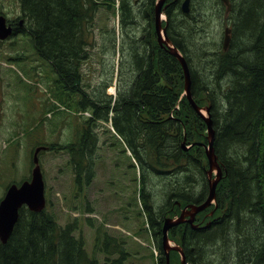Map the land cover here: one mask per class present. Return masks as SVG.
I'll use <instances>...</instances> for the list:
<instances>
[{"label": "trees", "instance_id": "trees-1", "mask_svg": "<svg viewBox=\"0 0 264 264\" xmlns=\"http://www.w3.org/2000/svg\"><path fill=\"white\" fill-rule=\"evenodd\" d=\"M169 1L171 4L165 9L167 20L162 24L168 23L167 35L184 54L190 67L189 62L192 58L190 51L185 50L183 45L185 39L187 49L190 46L195 57L205 59L201 55L205 45L200 33L193 31L198 23L192 18L201 19L203 28L208 27L214 12L210 10L209 4H194V12L190 18L191 11L189 9L186 12L181 9V0H166ZM17 2L27 25V30L22 31L19 36H28L35 53L40 58L50 59L57 71L68 75L71 74V59L75 55V83L79 82L77 66L85 58L87 47L91 44V27L98 8L96 0H17ZM230 2L231 11L239 5L240 13L232 28L227 48L222 46L220 53L215 49L211 54H205L210 71L202 83L198 80L199 77L201 79L203 77L198 75L195 67L192 69L190 67L191 91L195 102L199 106L210 105L214 150L222 168V176L216 186L217 205L212 203L196 213L194 224L197 226L190 222L188 224L181 222L173 225V228L170 227L171 230L173 229L172 232L168 231L169 238L182 246L184 254L192 249V252H189L190 257L185 255L186 259L190 258L192 264H201L202 252L205 251L206 244H211L219 238L224 240L225 236L230 235V231L238 236L236 239H231L233 242L226 239L225 251L230 253L228 247L235 246L237 251L230 255L237 257L240 264H243L241 261L246 263L247 257L253 252L252 244L239 236L243 232L251 233V230L259 235L264 230V0H230ZM145 3L148 4L146 9H152L150 17L148 15L150 28L143 29L141 48L133 43L134 37L130 39L134 45L133 61L128 66L127 76L130 75L133 81L115 100L112 107L115 114L111 118V125L129 148L134 159L139 158L138 161L151 167L152 172L163 178H169L167 190L163 200L158 202V206H153L151 193L143 188L139 196L143 202L152 239L161 252L158 232L160 237L162 232L156 223L160 221L163 224L166 217L179 215L181 207L188 203L201 204L208 195L209 163L203 144L207 143L208 139L206 122L183 94L184 74L180 61L157 40L153 12L155 0ZM174 5H177L178 11L175 8L172 14ZM121 8H124V5ZM0 13L3 14L1 10ZM233 43L236 47L232 46ZM153 58L157 60L153 61ZM59 96H56L57 100H61ZM85 98L82 96L79 103L75 102V111L86 108L83 106L87 101ZM108 102L110 103L109 99L94 101L90 107L94 117L88 116L86 120L80 121V127L85 130L83 139L89 135L87 132L89 124L98 117L106 118L110 106ZM140 106L142 109L139 108ZM188 113L192 114L188 115ZM183 140L190 145L188 148L183 147ZM94 143L95 140L92 138V143L85 144L86 146L82 148L83 142L80 150L75 149V142L46 146H50V149H54L55 145L57 149H67L71 156L74 179L77 180V176H84L87 184L93 177L87 157ZM236 150L240 151L239 155ZM77 154L80 156L78 163ZM84 160L85 162H82ZM140 179L142 181V176ZM198 188L200 191L197 190ZM174 202L175 211L172 209ZM176 202H180V206ZM244 208L259 217L257 223L251 221L248 215L240 213L245 210ZM211 211L213 213L210 215ZM76 229L75 222L60 224L46 206L42 210L34 211L22 205L9 237L5 242L0 240V264H99L96 257L88 254L83 235L74 233ZM100 237L98 234L97 241L102 239L105 245L106 256L103 263L123 264L129 254L125 240L107 234L104 238L100 239ZM260 245L256 255L259 257L257 263L264 264V241ZM246 250H248L247 254H243ZM115 253L119 256L109 259L108 255ZM207 254L208 264H219L220 251ZM163 255L157 258L160 264H165ZM171 264H180L178 251L171 253Z\"/></svg>", "mask_w": 264, "mask_h": 264}, {"label": "rangeland", "instance_id": "rangeland-1", "mask_svg": "<svg viewBox=\"0 0 264 264\" xmlns=\"http://www.w3.org/2000/svg\"><path fill=\"white\" fill-rule=\"evenodd\" d=\"M123 1L126 2L124 10L121 8ZM138 1L107 0L106 4L99 3L91 27V44L87 47L89 58L80 62L82 64L79 73L83 78L82 80L78 79L79 82L75 83V91L78 89L75 102L79 103L82 96L86 97L87 101L83 105L86 108L75 111V126L72 128L64 127V122L58 116L52 119L51 117L46 118L47 115H53L49 112V100L53 95L51 92V95L49 94L51 88L49 78L53 68L35 53L30 38L18 35L0 42V200L11 183H20L30 178L34 165L32 156L36 146L66 145L75 142L76 132L81 128V122L86 120L90 113L93 116L90 109L93 102L97 99L110 100L106 118L95 117V121L87 127L90 138H86L87 141H84L82 148L86 146L85 144L92 143V138L95 140L94 145L90 148L92 151L89 152V157L95 155V168L93 169L94 176L90 182L82 184L80 190L77 189L75 183L70 162L71 156L67 149H57L55 145L54 149L49 148L38 152L47 201L46 208L54 214L60 224L76 223L77 229L74 233L83 235L88 254L96 257L99 264H104L106 256L104 240L101 239L105 234L125 240L126 250L129 254L123 264H160L157 259L159 250L156 242L152 239L143 202L139 196L143 188L146 192L151 193L153 206H158V202L163 200L165 190H167L166 185L169 183V178H163L152 172L151 167L138 161L139 158L133 159L129 153H126L125 156L121 155L122 169L116 168L117 174L115 175V169L112 165L109 167V164H113L111 159L114 155H107L106 147V142L110 141L108 138L110 133V137L113 139L119 141L118 138H120L111 125V118L115 114L112 107L115 100L129 88L133 81L129 77L130 75L127 76L128 66L133 61V43L141 48L143 29L150 28L148 15L152 9H146L148 4L145 3L149 0H140L139 3ZM194 4L210 5L209 8L213 10L214 16L210 18L208 27L203 28L201 19L192 18ZM176 6L172 7V14H174ZM0 10L7 18L20 19L22 17L17 0H0ZM142 11L144 13H140ZM190 11L189 17L198 23L193 31L200 33L205 45L201 54L205 59L195 57L190 46L187 49L186 39L183 45L185 50L190 51L191 69L195 67L198 75H203L202 79L199 77V81L202 83L210 71L205 54H211V51L215 49L219 50V53L221 52L224 28L226 25L231 27L230 34L232 33L235 21L239 17L240 6H236L231 11V2L228 10L227 4L223 0L218 2L191 0ZM132 37L135 40L133 43L130 40ZM232 46L236 47V44L233 43ZM152 60L157 59L153 58ZM112 85L116 87V93L109 91V87ZM61 100H57L58 105L65 104ZM98 104L100 105V102ZM67 121L69 124L71 118ZM96 129L98 130V140L95 136ZM236 152L239 155L240 151L236 150ZM112 170L114 176L110 177ZM140 176H142V181ZM115 177H117V183L111 182ZM122 179L123 181L119 184ZM197 190L200 191L199 188ZM240 213L248 215L251 221L258 222L259 217L253 215L251 211L245 209ZM231 218L233 223V217ZM236 225L235 223L234 229L237 228ZM98 234H100L101 240L97 241ZM263 235L264 230L259 235L251 230V233L243 232L239 237L251 242L252 250L254 248L257 250L264 241ZM237 236L235 232L230 231V235L225 236L224 240L218 239L211 244H206V249L202 252L201 264H208L207 253L210 251L221 252L219 264H240L237 257L231 256L234 251H237L235 246L228 247L230 253L225 251L226 239L233 242L231 239H236ZM247 252L248 250L243 254H247ZM108 256L111 259L118 257L119 254ZM164 259L165 264H171L166 255ZM180 261L182 262L181 257Z\"/></svg>", "mask_w": 264, "mask_h": 264}, {"label": "water", "instance_id": "water-1", "mask_svg": "<svg viewBox=\"0 0 264 264\" xmlns=\"http://www.w3.org/2000/svg\"><path fill=\"white\" fill-rule=\"evenodd\" d=\"M165 0H158L156 2V28L158 32V40L161 44L167 46L170 53L174 54L176 57L180 59L182 62L184 68H185V93L192 103L193 108L196 110V112L201 115L204 118V121L206 122L207 126V139L208 142L205 145V151L206 156L209 163V174H212V171L214 169L218 168L217 163V157L214 150V130L212 127V120L210 119V116L203 113L202 109L203 107H200L197 105L196 102L192 99L191 91H190V78H189V72L185 63L184 58L179 53L178 49L175 47V45L172 43V41L169 39L167 34L165 33V30L163 29V32H161V21L160 16L162 12V6L164 4ZM227 1V0H226ZM165 7V6H164ZM182 8L183 10L188 9V0H184L182 2ZM11 33V26L7 25L6 18L4 15L0 14V38H5ZM188 147V146H187ZM45 145L37 146L33 151V168L31 171V176L29 179L23 180L20 183H11L5 191L4 196L0 200V240L5 242L7 238L9 237L16 221L18 218V212L21 205L25 204L30 210L39 211L42 210L45 207L46 204V198L44 193V182L42 177V172L39 164V158H38V152L41 149H45ZM219 180V174L213 177V180H211V189H210V195L209 199L213 198L215 196V186ZM190 210L192 211V214H195V212L199 211L201 209L200 204H191L189 206ZM180 221L177 220V222ZM169 222V219L165 220V223L163 225V247L164 249H169L171 246L169 244V237H168V231L170 227L172 226ZM174 225V224H173ZM184 264V263H183Z\"/></svg>", "mask_w": 264, "mask_h": 264}, {"label": "flooded vegetation", "instance_id": "flooded-vegetation-1", "mask_svg": "<svg viewBox=\"0 0 264 264\" xmlns=\"http://www.w3.org/2000/svg\"><path fill=\"white\" fill-rule=\"evenodd\" d=\"M96 2L98 3V6H99V3L106 4L107 0H105V1L104 0H102V1L96 0ZM135 2H137V0H135ZM182 2H183V0H181L180 3L182 4ZM170 4H171V2L169 1L168 6L166 8H168ZM123 5H124V8H122V9L124 10L126 7V2L123 1L121 6H123ZM189 7H190V0H189ZM149 17H150V15H149ZM6 23H7V25L11 26V33L9 36H7L5 38H0V42H4L6 39L18 36L21 33H23L22 31L27 30V28H26L27 26H26L24 19L21 20V19H17V18L14 19V18H7L6 17ZM73 57L74 58L71 59L72 71H71V74H69V75H68V73L61 72L59 70L57 71L55 69L54 65L52 64V61L50 59H45V61L48 64H50V66H52V68H53V71H52L51 76L49 78V84L51 86V88L49 90V94L50 95H51V93L53 94L50 96V100H49V107H50L49 112L52 113L53 115H47L46 118L51 117V119H52L53 117L55 118L56 116H58L61 118V121L64 122V127H66V128H68V127L72 128L73 126H75V55ZM88 58H89V54L88 55L86 54L83 61H86ZM81 64L82 63H80L79 66H77V75H78V78L80 80H82V78H83V76L79 73V69H80ZM80 88L83 89V87H80ZM81 91H83V90H81ZM55 92H57V93H55ZM57 95H60L59 97L65 102V104L58 105V102L56 99ZM79 96L81 97V95H79ZM76 100H77V98H76ZM91 115L92 114L90 113L89 116H91ZM70 118H71V122L68 124L67 119L70 120ZM86 119H87V117H86ZM79 130H80L79 132L78 131L76 132V138H75V145H76L75 149H78V150H80V148L82 147V144L86 140V138H90V136H87L85 139H83V135H84L85 130L83 129V127L80 128ZM95 134H97L96 137L98 139V130L97 129L95 130ZM110 136H111V133L108 135V138L110 139V141L106 142L107 155H109V156L114 155V157H112V159H111L113 164H109V167L112 165V167L115 169V175H116L117 174L116 168L120 167L122 169V167H121V163H122L121 155L125 156L127 151H126V148L124 146L125 144L122 141V139L119 138V141H117L116 139H113ZM109 139H107V140H109ZM49 147L50 146H47V149ZM76 158H77V163H78L80 161L79 154H77ZM82 162H85V160ZM87 163H88V167L93 172V176H94V170L93 169L95 168V155H93V157L88 156L87 157ZM111 172L112 173H111L110 177H113L114 171L112 170ZM123 174H124V171H123ZM83 177L77 176V180H75V183H76L78 190L81 189L82 184H85V180ZM116 180H117V177H115L114 180L112 179L111 182L115 181L117 183ZM121 181H123V179L120 180L119 184L121 183ZM176 203L178 206H180V202H176ZM212 203L215 204L216 202H212ZM216 205H217V203H216ZM183 208L184 207H181V211ZM172 209L175 211V202L172 205ZM202 210H200V211H202ZM181 211H180V213H181ZM200 211H198L197 213H199ZM210 214H211V212H210ZM182 223L188 224L189 222H182ZM156 226H160L161 232H162V223L160 221L158 223H156ZM171 228H173V227H171ZM171 228L169 229V233L172 232V230H173V229L171 230ZM184 228H186V225L184 226ZM158 237L160 239L161 246H162V236L160 237L159 232H158ZM159 239H157V241ZM253 250H254V252L252 253V255H249L246 259L248 262L244 263L245 261H241V262H243V264H258L257 262L259 260V257H256V255L258 254V251L260 250V246H258L257 250H256V248H254ZM174 251L177 252V250H175V249H171L169 252L168 258L170 259V261H171V253H174ZM190 251L192 252V249H190ZM190 251L185 253V255L187 254L186 257H188ZM162 254H164L163 256L165 257L166 254H165L163 246H162L161 252L159 250L158 256L162 255ZM190 255H189V257H190ZM186 260L189 264H192V261L190 260V258L189 259L187 258ZM180 264H182L181 261H180Z\"/></svg>", "mask_w": 264, "mask_h": 264}, {"label": "bare ground", "instance_id": "bare-ground-1", "mask_svg": "<svg viewBox=\"0 0 264 264\" xmlns=\"http://www.w3.org/2000/svg\"><path fill=\"white\" fill-rule=\"evenodd\" d=\"M158 0H155V4H154V15H155V23H154V27H155V30H156V34H157V40H158V32H157V28H156V2H157ZM184 1V0H183ZM226 4H227V7H228V10H229V8H230V2H229V0H223ZM165 6V7H164ZM168 6V2H166V0L164 1V4H163V6H162V12H161V16H160V21H161V32H163V29L165 30V33L167 34V22L163 25L162 24V22L163 21H165V20H167V15H166V12H165V9H166V7ZM87 8V7H86ZM85 8V9H86ZM181 9L183 10V8H182V4H181ZM189 9H190V7H189V0H188V9L186 10V12L187 11H189ZM212 9V8H211ZM82 10V9H81ZM183 11H185V10H183ZM21 20L22 19H24V17H21L20 18ZM194 20V19H193ZM199 21H201V20H199ZM194 23V22H193ZM192 24V23H191ZM202 26V25H201ZM194 27V26H193ZM202 28V27H201ZM230 32H231V27H229V26H225V28H224V37H223V47L226 49L227 48V46H228V44H229V41H230V38H231V34H230ZM168 36V35H167ZM222 37V36H221ZM171 41H172V43L175 45V47L178 49V51H179V53L181 54V56L184 58V60H185V63H186V66H187V69H188V72H189V78H190V81H191V76H190V70H189V65H188V62H187V60H186V58H185V56H184V54L181 52V50L177 47V45L173 42V40L171 39V38H169ZM221 41H222V39H221ZM158 42H159V40H158ZM159 44H161L160 42H159ZM162 46H164V47H166V49L168 50V48H167V46H165V45H163V44H161ZM169 51V50H168ZM219 51V50H218ZM170 52V51H169ZM232 52V51H231ZM223 53H225V52H223ZM172 54V53H171ZM228 54V53H227ZM172 55H174V54H172ZM224 55V54H223ZM222 55V56H223ZM226 55V54H225ZM229 55V54H228ZM175 56V55H174ZM222 56H221V58H222ZM176 57V56H175ZM179 61H180V59L178 58V57H176ZM221 58H219V59H221ZM226 58H228V57H226ZM223 60H224V58H223ZM221 61V60H220ZM225 61V60H224ZM226 62V61H225ZM180 63H181V66H182V68H183V71H184V79H185V68H184V66H183V64H182V62L180 61ZM225 64V63H224ZM224 64H223V66H224ZM243 64V63H242ZM226 66V65H225ZM223 68V67H222ZM226 68V67H225ZM202 72H203V70H202ZM201 72V73H202ZM211 72H213V71H211ZM218 72V71H217ZM196 73V72H195ZM214 74V73H213ZM196 75V74H195ZM203 76V75H202ZM214 76H216V75H214ZM221 76V75H220ZM201 78V77H200ZM216 78H218V77H216ZM198 79V78H197ZM245 79V78H244ZM211 80V79H210ZM199 81V80H198ZM197 81V82H198ZM212 81V80H211ZM199 84V82L197 83V85ZM218 84V83H217ZM185 86V85H184ZM201 86V88H202V84L200 85ZM218 87H220V86H218ZM60 88V87H59ZM204 88V87H203ZM217 88V87H216ZM220 89V88H219ZM62 91V90H61ZM109 91L111 92V93H116V87L115 86H110L109 87ZM190 91H191V84H190ZM218 92V91H217ZM220 92V91H219ZM151 93V92H150ZM183 94L184 95H186V93H185V89H184V92H183ZM191 95H192V99L194 100V102H195V98L193 97V94H192V91H191ZM186 97H187V95H186ZM129 99V98H128ZM187 100H189L188 99V97H187ZM227 100V99H226ZM185 103H186V101H184ZM189 102H190V100H189ZM215 102V101H214ZM225 102V101H224ZM109 103V102H108ZM183 103V102H182ZM191 103V102H190ZM187 104V103H186ZM192 104V103H191ZM216 104V103H215ZM103 105V104H102ZM133 105V104H132ZM185 105V104H184ZM107 107V106H106ZM115 107V106H114ZM136 107V106H135ZM200 107H203V108H201L202 109V112H205L207 115H209L210 116V119L212 120V118H211V114H210V105L208 104V105H202V106H200ZM226 107V106H225ZM109 108V107H108ZM139 108H141V106L139 107ZM185 108H186V106H185ZM142 109V108H141ZM141 109H139V111L141 110ZM147 109V108H146ZM225 109V108H224ZM228 109V108H227ZM188 110V109H187ZM142 111V110H141ZM181 111H182V107H181ZM183 112H185V111H183ZM224 112V111H223ZM113 113V112H112ZM138 113V112H137ZM187 113V112H186ZM228 113V112H227ZM192 114V113H191ZM191 114H189L188 113V115H191ZM110 115V114H109ZM136 115V114H135ZM140 115V114H139ZM225 115V114H224ZM183 116H184V114H183ZM182 115H181V118L183 117ZM226 116V115H225ZM230 118V117H229ZM191 119V118H190ZM204 119V118H203ZM225 119V118H224ZM154 120V119H153ZM152 120V121H153ZM228 120V119H227ZM232 120V119H231ZM134 122V121H133ZM112 123V122H111ZM120 124V123H119ZM175 124V123H174ZM228 124V123H227ZM160 125V124H159ZM162 125V124H161ZM167 125V124H166ZM181 125V124H180ZM174 126V125H173ZM153 128H155V127H153ZM152 129V128H151ZM151 129H150V131H151ZM157 129V128H156ZM159 129H161V128H159ZM219 129V128H218ZM143 131V130H142ZM152 131H154V130H152ZM117 133V132H116ZM150 133V132H149ZM152 134V133H151ZM162 134V133H161ZM147 135V134H146ZM145 135V136H146ZM151 138H152V136H151ZM155 139V138H154ZM153 141V140H152ZM153 143V142H152ZM125 144V143H124ZM204 144V146L207 144V143H203ZM153 145V144H152ZM182 145H183V147L184 148H188L190 145H188V144H186V141L185 140H183L182 141ZM188 146V147H187ZM126 147V151H127V153H129V154H131V152H130V150H129V148H127V146H125ZM223 149V148H222ZM192 154V153H191ZM131 156H132V154H131ZM133 157V156H132ZM193 158V157H192ZM217 158H218V156H217ZM133 159H134V157H133ZM217 163H218V168H217V171H216V169H215V171H216V173H217V175L219 174V179L221 178V176H222V168H221V166H220V164H219V162H218V160H217ZM204 169H206V166H205V168ZM202 172V171H201ZM205 174V173H204ZM207 175H208V182H209V191H208V195H207V197H206V199L200 204L202 207H201V209L200 210H202V209H204V208H206L207 206H209L212 202H216V186H217V184H216V186H215V196L213 197V198H210L209 199V193H210V189H211V180H213V176H212V174H209V172H208V169H207ZM173 180V179H172ZM188 180V179H187ZM219 181V180H218ZM187 182V181H186ZM189 182H190V180H189ZM218 183V182H217ZM193 184V183H192ZM183 185V184H182ZM187 185V184H186ZM179 187H182V186H179ZM169 188V187H168ZM172 188V187H171ZM183 189V188H182ZM182 189H181V191H182ZM187 189V188H186ZM184 190V189H183ZM166 191V190H165ZM173 191V190H172ZM176 191V190H175ZM185 191V190H184ZM174 192V191H173ZM188 192V191H187ZM154 194V193H153ZM186 194V193H185ZM188 194V193H187ZM207 194V193H206ZM169 195V194H168ZM189 195V194H188ZM152 196V195H151ZM166 196H167V194H166ZM196 196V195H195ZM173 197V196H172ZM176 197V196H175ZM191 197V196H190ZM195 199V198H194ZM162 201V200H161ZM201 202V201H200ZM191 204H194V203H188V204H186L185 206H184V208L182 209V211H181V213L179 214V215H176V216H174V217H166L165 219H164V222H163V224H162V227H163V225H164V223H165V220L166 219H169V222H171L170 224L173 226V224L174 225H176V224H178V223H181V222H190L192 225H195V226H197L196 224H194V220H195V215H196V213L198 212H195V214H192V211L189 209L190 207V205ZM23 205H25V204H23ZM22 206V205H21ZM26 206V205H25ZM27 207V206H26ZM212 208V207H211ZM211 208H209V209H211ZM199 210V211H200ZM151 213V212H150ZM211 213H213L212 211H211ZM216 213V212H215ZM152 214V213H151ZM211 215V214H210ZM210 215H209V217H210ZM218 215V214H217ZM207 216H208V214H207ZM206 216V217H207ZM219 216V215H218ZM214 217V216H213ZM212 217V218H213ZM226 217V216H225ZM147 218V217H146ZM152 218V217H151ZM220 218H221V216H220ZM180 219V221H178L177 222V220H179ZM226 219V218H225ZM208 221V220H207ZM211 221H212V219H211ZM210 222V221H209ZM222 224H223V221H222ZM225 224V223H224ZM221 225V224H220ZM171 226V227H172ZM215 227V226H214ZM163 229V228H162ZM218 229V228H217ZM211 230V229H210ZM214 231V230H213ZM215 231H217V230H215ZM208 232H209V230H208ZM218 232V231H217ZM212 233V232H211ZM220 233V232H219ZM209 234V233H208ZM218 234V233H217ZM206 235V234H205ZM204 235V236H205ZM210 235V234H209ZM208 236V235H207ZM213 236H214V234H213ZM169 237V236H168ZM217 237H218V235H217ZM204 238H206V237H204ZM208 238V237H207ZM211 238V237H210ZM220 239V238H219ZM169 244H170V248L169 249H164V251H165V254H166V257H168L169 256V252H170V250L171 249H175V250H177L178 252H179V254H180V257H181V260H182V264L184 263V264H189L188 262H187V260H185L186 259V257H185V254H184V251H183V248H182V246L180 245V244H178V243H176L175 241H173L172 239H170L169 238ZM205 240V239H204ZM207 240V239H206ZM209 240V239H208ZM215 240V239H214ZM221 240V239H220ZM2 241V240H1ZM210 241V240H209ZM222 241V240H221ZM203 243H204V241H203ZM209 243V242H208ZM213 243V242H212ZM220 243V242H219ZM215 244V243H214ZM162 246H163V230H162ZM203 246V245H202ZM164 248V247H163ZM220 248H221V246H220ZM216 249V248H215ZM201 250V249H200ZM209 250V249H208ZM197 251V250H196ZM221 251H222V249H221ZM211 252V251H210ZM209 252V253H210ZM195 253V252H194ZM223 253V252H222ZM157 256H158V253H157ZM197 256H198V254H197ZM192 257H193V255H192ZM200 257H201V255H200ZM195 258V257H194ZM223 259V258H222ZM221 259V260H222ZM208 261V260H207ZM196 262H197V259H196ZM200 262V261H199ZM198 262V263H199ZM220 262V261H219ZM204 263V262H203ZM194 264V263H193ZM222 264V263H221Z\"/></svg>", "mask_w": 264, "mask_h": 264}]
</instances>
